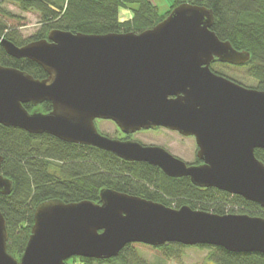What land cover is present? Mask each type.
Returning <instances> with one entry per match:
<instances>
[{
	"label": "water",
	"instance_id": "1",
	"mask_svg": "<svg viewBox=\"0 0 264 264\" xmlns=\"http://www.w3.org/2000/svg\"><path fill=\"white\" fill-rule=\"evenodd\" d=\"M214 21L212 9L184 2L140 33L52 29L46 38L24 45L0 35L8 55L28 58L47 73L39 79L0 64V124L147 162L169 177H189L198 187L240 195L264 208V162L255 154L264 149V90L212 70L215 60L245 65L251 58L249 51L220 39ZM46 101L49 112L39 107ZM96 119L114 121L127 135L164 127L194 136L203 163L189 164L161 145L110 137L98 130ZM3 160L0 153V166ZM13 189L14 180L0 173V194ZM8 239L0 210V264L109 259L130 243L178 242L264 254V217L187 204L175 208L105 187L99 202L52 198L39 203L19 258L9 252Z\"/></svg>",
	"mask_w": 264,
	"mask_h": 264
},
{
	"label": "trees",
	"instance_id": "2",
	"mask_svg": "<svg viewBox=\"0 0 264 264\" xmlns=\"http://www.w3.org/2000/svg\"><path fill=\"white\" fill-rule=\"evenodd\" d=\"M0 1L17 3L22 10L36 11L40 15L41 26L37 32L23 39L7 21L14 15L0 7V35L17 45L46 38L52 29L87 34L140 33L165 19L181 3L205 5L214 12L212 30L219 38L231 41L238 50L251 53L250 61L245 65L219 62L220 66L243 69L244 77L254 80V86L250 87L264 90V0H171L170 9L164 14L152 0ZM121 9L131 10V19L121 21ZM0 64L20 68L39 79L47 77L45 70L36 62L14 58L1 45ZM214 67L211 66L215 72L245 85ZM25 107L29 111L34 109L30 103ZM39 107L44 112L52 109L48 101ZM0 153L4 157L0 173L14 180L12 193L0 194V210L7 221L8 250L17 258L22 255L31 234L34 212L39 203L52 198L66 202L83 199L99 202L100 192L105 187L175 208L187 204L218 214L244 213L264 217L263 207L240 195L214 187H198L189 177H169L159 167L147 162L126 161L98 147L66 142L46 133L31 134L22 128L0 124ZM255 154L264 162V149L257 148ZM140 246L169 260H180L188 247L178 242L155 247L130 243L109 259L75 256L66 264H150L141 255ZM197 247L209 249L208 259L214 264H264L263 253H236L212 245ZM199 264L209 263L206 260Z\"/></svg>",
	"mask_w": 264,
	"mask_h": 264
},
{
	"label": "rangeland",
	"instance_id": "3",
	"mask_svg": "<svg viewBox=\"0 0 264 264\" xmlns=\"http://www.w3.org/2000/svg\"><path fill=\"white\" fill-rule=\"evenodd\" d=\"M152 1L157 5L161 14L166 13V11L170 9L171 0ZM0 7L14 15L13 17L7 18V21L11 28L15 27L19 31L23 39H28L33 36L41 26L40 15L36 11H24L17 3L11 1H0ZM218 67L219 70H224L228 76L244 82L246 86H254V80L251 77H244L243 69H229L221 67L220 65H215L214 68L218 69ZM100 125V129L111 137L117 134V127L112 121H100ZM131 139L147 145H161L174 155L184 159L186 162H192L195 159V140L193 138H185L178 133H173L164 128L144 130L140 133L136 132ZM139 250L141 255L145 257L150 264H199L206 260L209 264H214L213 261L208 259L209 249L199 248L197 246H188L184 249V254L180 260L166 259L146 247L140 246Z\"/></svg>",
	"mask_w": 264,
	"mask_h": 264
},
{
	"label": "flooded vegetation",
	"instance_id": "4",
	"mask_svg": "<svg viewBox=\"0 0 264 264\" xmlns=\"http://www.w3.org/2000/svg\"><path fill=\"white\" fill-rule=\"evenodd\" d=\"M220 61H218V60H215L212 64H211V66H213V65H220V63H219ZM222 63V62H221ZM225 64H229V63H225ZM231 65V64H230ZM232 66H235V65H232ZM100 121H105V120H103V119H96V126H97V128H98V130L100 131V132H102L103 134H106V135H108L107 133H105V132H103L101 129H100V127H101V125H100ZM108 121H111V120H108ZM113 122V121H112ZM114 123V122H113ZM102 124V123H101ZM115 124V123H114ZM116 125V124H115ZM116 127H117V134L116 135H113V138H120V139H128V138H132V136H133V134H130V135H127V134H125V133H123L122 131H121V129L116 125ZM159 128H164V127H158V128H156V129H159ZM156 129H150V130H156ZM164 129H166V128H164ZM167 130H169V129H167ZM142 131H144V130H141V131H138L137 133H140V132H142ZM170 131H172L173 133H178V134H180L178 131H173V130H170ZM120 132H121V134H120ZM136 133V132H135ZM181 135V134H180ZM110 136V135H109ZM182 136V135H181ZM183 137H185L186 138V136H183ZM187 138H193L194 140H195V142H196V139H195V137L194 136H189V137H187ZM197 149H198V147H197V144H196V153H195V159L192 161V162H187V163H189V164H200V163H203V161L202 160H200L198 157H197Z\"/></svg>",
	"mask_w": 264,
	"mask_h": 264
},
{
	"label": "crops",
	"instance_id": "5",
	"mask_svg": "<svg viewBox=\"0 0 264 264\" xmlns=\"http://www.w3.org/2000/svg\"><path fill=\"white\" fill-rule=\"evenodd\" d=\"M133 16L132 11L129 9H121L120 10V19L121 21H125L128 19H131V17Z\"/></svg>",
	"mask_w": 264,
	"mask_h": 264
}]
</instances>
